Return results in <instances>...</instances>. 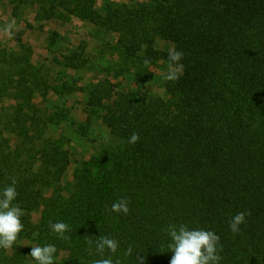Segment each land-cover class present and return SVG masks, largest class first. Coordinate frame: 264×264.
Segmentation results:
<instances>
[{
  "label": "trees",
  "instance_id": "trees-1",
  "mask_svg": "<svg viewBox=\"0 0 264 264\" xmlns=\"http://www.w3.org/2000/svg\"><path fill=\"white\" fill-rule=\"evenodd\" d=\"M7 1L15 14L35 6L36 16L48 19L62 7L92 20L117 34L127 56L142 52L144 64H171V49L184 54L180 78L164 82L168 99L113 93L102 84L90 90L111 137L74 169L73 194L64 198L70 152L44 135L34 101L45 93L44 75L19 34L15 48L0 46V102L8 100L0 107V191L16 180L13 203L25 213L17 240L36 232L40 245H55L54 264L108 257L114 264H170L168 227L186 225L219 235L220 264H264V0H149L110 5L104 15L92 0ZM157 38L162 48H155ZM144 73L141 82L151 78ZM133 133L139 140L130 144ZM121 198L127 215L110 210ZM37 210L39 226L31 219ZM239 212L250 215L234 234L229 221ZM57 221L68 225L67 238L50 228ZM102 236L118 241L115 254L96 251ZM12 248L13 257L0 248V264H24V250Z\"/></svg>",
  "mask_w": 264,
  "mask_h": 264
},
{
  "label": "rangeland",
  "instance_id": "rangeland-1",
  "mask_svg": "<svg viewBox=\"0 0 264 264\" xmlns=\"http://www.w3.org/2000/svg\"><path fill=\"white\" fill-rule=\"evenodd\" d=\"M148 1L92 0L91 8L104 15L110 5H140ZM13 21L15 26L6 33L5 26ZM16 34L31 46V62L45 78L44 95L37 93L34 98L41 107L44 135L59 140L70 152V163L60 187L61 195L68 198L74 191V169L111 137L102 111H93L95 108L90 105V90L102 84L109 85L113 93L132 90L143 98L168 99L164 82L170 64L163 59L144 64L140 59L142 52L136 57L127 56L114 31L62 7H57L50 18L39 19L35 6L22 5L15 14L7 0H0V46L7 50L15 48ZM162 47V40L157 38L155 48ZM145 70L151 78L141 82L139 78ZM7 104L8 100L2 101L0 107ZM40 214V210L32 213L35 226H39ZM33 245L42 246L37 242L36 232L14 244L24 250V264H33L29 254ZM6 252L11 257L16 254L13 248Z\"/></svg>",
  "mask_w": 264,
  "mask_h": 264
},
{
  "label": "clouds",
  "instance_id": "clouds-1",
  "mask_svg": "<svg viewBox=\"0 0 264 264\" xmlns=\"http://www.w3.org/2000/svg\"><path fill=\"white\" fill-rule=\"evenodd\" d=\"M15 22L5 26L4 31L10 33ZM183 52L171 49L168 53V58L172 62L167 74V80L177 81L182 75L183 65L180 61L183 59ZM139 140V135L133 133L129 138L130 144H135ZM16 180L13 179L12 184L0 191V248L5 250L11 249L17 241L18 235L24 229L21 217L25 214L24 210L18 204L13 202L18 196L15 187ZM110 210L115 213L127 215L129 213L128 201L124 198L112 203ZM250 212H239L235 214L229 221V229L234 234L241 231L240 226L246 222V216ZM50 228L57 234L58 238L65 239V233L69 231L68 225L64 222L57 221L49 223ZM168 234L171 238V243L168 248L174 253L170 264H220L222 256L220 252L222 245L220 237L210 230L204 229H189L186 225H169ZM89 245L93 241H87ZM96 251L103 256L105 249H108L112 254H115L119 248L117 240L108 236H102L95 241ZM131 249L128 250L130 252ZM57 249L55 245L48 244L44 246L33 245L30 248V257L38 264H54L55 253ZM127 254V253H126ZM139 261L142 257L138 256ZM94 264H114L111 257L98 259ZM119 264V261H116Z\"/></svg>",
  "mask_w": 264,
  "mask_h": 264
}]
</instances>
